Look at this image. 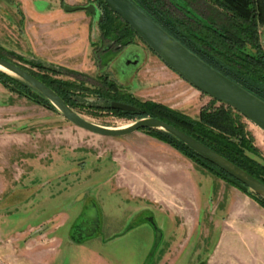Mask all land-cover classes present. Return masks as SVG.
Masks as SVG:
<instances>
[{
  "label": "rangeland",
  "instance_id": "obj_1",
  "mask_svg": "<svg viewBox=\"0 0 264 264\" xmlns=\"http://www.w3.org/2000/svg\"><path fill=\"white\" fill-rule=\"evenodd\" d=\"M165 1L185 13V0ZM71 3H94L101 17L98 0H0V56L74 83L73 109L105 126L142 118L145 101L193 118L210 104L212 97L139 37L116 49L101 38L99 19L88 10L67 11ZM195 8L198 16L206 11L202 2ZM261 32L264 44V25ZM135 53L138 65L122 72L120 58ZM105 78L134 98L121 102L135 106V116L111 108L120 100L105 99ZM32 93L0 80V264H143L157 229L162 239L150 264H246L247 222L258 213L238 201L239 188L144 129L95 134ZM245 119L260 151L252 156L264 161V130ZM234 212L235 233L222 237Z\"/></svg>",
  "mask_w": 264,
  "mask_h": 264
},
{
  "label": "trees",
  "instance_id": "obj_2",
  "mask_svg": "<svg viewBox=\"0 0 264 264\" xmlns=\"http://www.w3.org/2000/svg\"><path fill=\"white\" fill-rule=\"evenodd\" d=\"M133 1L191 51L264 100V44L261 32L264 25V0H185L187 7L182 15L177 14L173 9L175 7L171 8L165 0ZM98 2L102 12L98 23L103 40L124 47L139 37L126 21L107 7L103 0ZM201 2L206 11L199 12L198 16L192 10L196 9L198 13L195 5L200 6ZM171 3L174 5L172 1ZM105 53L110 55L111 59L115 52L109 49ZM37 65L42 69L53 70L52 66L43 62H37ZM29 71L54 89L72 108L77 106V98L73 93L76 88L74 83L56 79L48 73ZM53 71L57 72L55 69ZM6 79L16 81L20 87L33 92L31 95L37 102L55 109L28 82L0 70V80L6 84ZM104 85L108 88L103 94L105 99L133 101L134 98L129 94L115 90L114 82L107 78ZM218 102L212 98L210 104L200 111L199 117L193 118L165 104L145 101L141 103L143 111L140 115L159 118L183 130L264 182V161L252 156L259 155L260 151L245 116L221 102L217 105ZM117 111L127 117L136 115V112ZM144 130L174 146L199 166L225 179L226 173L223 170L173 134L158 129ZM247 194L264 207L262 196L255 192Z\"/></svg>",
  "mask_w": 264,
  "mask_h": 264
},
{
  "label": "water",
  "instance_id": "obj_3",
  "mask_svg": "<svg viewBox=\"0 0 264 264\" xmlns=\"http://www.w3.org/2000/svg\"><path fill=\"white\" fill-rule=\"evenodd\" d=\"M108 8L118 14L138 34V36L155 52L166 64H168L181 77L190 82L194 87L219 102L230 106L240 112L245 118L264 130V100L230 77L226 76L204 59L191 51L177 38L164 29L133 0H103ZM67 11L78 9L88 10L95 18H98L99 8L94 3L87 5H65ZM102 13V12H101ZM99 19V18H98ZM140 57L124 54L120 63L131 65L134 69ZM1 71L16 75L37 89L64 117L73 124L95 134L119 137L130 135L139 129H158L173 134L186 145L202 155L217 168L223 170L224 178L235 184L244 192H255L264 197V182L248 173L238 165L223 157L192 135L156 117H142L134 120L124 127H111L94 123L81 116L50 86L32 74L19 64L0 56ZM112 109H120L126 112L134 111L135 106L112 101ZM162 232L156 230L155 242L143 264H150L161 242Z\"/></svg>",
  "mask_w": 264,
  "mask_h": 264
},
{
  "label": "crops",
  "instance_id": "obj_4",
  "mask_svg": "<svg viewBox=\"0 0 264 264\" xmlns=\"http://www.w3.org/2000/svg\"><path fill=\"white\" fill-rule=\"evenodd\" d=\"M70 5L75 6L74 3H71ZM178 160L184 164L181 159L178 158ZM193 163L198 165L194 161ZM186 167L190 168L194 166H190V164L187 163ZM223 180L227 181L226 179ZM241 191L242 192H240L237 197L238 201L243 205H250L251 208H254L258 213L257 221L255 220L253 223L247 222L248 233L246 235H248V239L244 249L246 252V264H264V207H262L256 200L251 198L246 192L243 190ZM234 214L235 215L230 213L227 217H225L222 237H226L228 234L232 235L235 233L234 220L237 218L238 221L239 215L236 212H234ZM245 215L247 216L246 212ZM254 215L256 216V213ZM238 230L241 231V229Z\"/></svg>",
  "mask_w": 264,
  "mask_h": 264
},
{
  "label": "flooded vegetation",
  "instance_id": "obj_5",
  "mask_svg": "<svg viewBox=\"0 0 264 264\" xmlns=\"http://www.w3.org/2000/svg\"><path fill=\"white\" fill-rule=\"evenodd\" d=\"M119 47H116V49H118ZM120 49H121V46H120ZM128 56L130 57V55L128 54ZM133 56V55H132ZM134 56H137L138 58L140 57L138 53H135ZM5 58V57H4ZM8 59V58H6ZM10 60V59H9ZM12 61V60H11ZM139 62V59L138 61ZM121 64V69H122V72L126 73L127 72V69L128 70H131V65H124L123 63H120Z\"/></svg>",
  "mask_w": 264,
  "mask_h": 264
},
{
  "label": "bare ground",
  "instance_id": "obj_6",
  "mask_svg": "<svg viewBox=\"0 0 264 264\" xmlns=\"http://www.w3.org/2000/svg\"><path fill=\"white\" fill-rule=\"evenodd\" d=\"M0 68L3 69V67H1V66H0ZM124 126H126V125H124ZM124 126H120V127H124Z\"/></svg>",
  "mask_w": 264,
  "mask_h": 264
}]
</instances>
